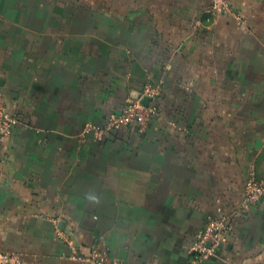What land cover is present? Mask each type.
Returning <instances> with one entry per match:
<instances>
[{
  "label": "crops",
  "instance_id": "crops-1",
  "mask_svg": "<svg viewBox=\"0 0 264 264\" xmlns=\"http://www.w3.org/2000/svg\"><path fill=\"white\" fill-rule=\"evenodd\" d=\"M231 1L243 22L211 0H0L1 98L18 120L0 132V254L87 264L74 254L103 240L123 264H264V202L217 256L190 249L264 179L248 107L264 79L232 81L264 73V0ZM150 83L149 125L110 127Z\"/></svg>",
  "mask_w": 264,
  "mask_h": 264
},
{
  "label": "built area",
  "instance_id": "built-area-1",
  "mask_svg": "<svg viewBox=\"0 0 264 264\" xmlns=\"http://www.w3.org/2000/svg\"><path fill=\"white\" fill-rule=\"evenodd\" d=\"M208 13L218 18L228 15L238 22H243L242 14L233 6L231 0H211ZM160 94V87L156 84H147L143 89L142 96L138 99H129L126 104L115 113L109 123L110 127L118 125H136L140 129H145L151 118L157 112V105L154 100ZM146 96L151 98L150 103L143 102ZM17 119L7 112L2 103L0 91V132L10 133ZM90 129H95L101 133V128L89 125ZM264 202V179H257L251 176L245 184L243 198L237 210L232 214H223L211 217L205 227L198 233L196 240L191 246V252L196 262L209 260L218 255L219 251L226 244L233 231V220L237 215L244 213L252 207ZM75 257L83 259L87 264H123L103 241L98 240L92 246L91 252L84 257L75 253ZM22 256L16 252L4 251L0 254V264H22Z\"/></svg>",
  "mask_w": 264,
  "mask_h": 264
},
{
  "label": "rangeland",
  "instance_id": "rangeland-1",
  "mask_svg": "<svg viewBox=\"0 0 264 264\" xmlns=\"http://www.w3.org/2000/svg\"><path fill=\"white\" fill-rule=\"evenodd\" d=\"M262 45L263 44H260L259 45V50H261L263 48ZM259 65H261L262 66V69H264V66H263L264 63L262 61L260 62V60H259ZM259 69L262 70L260 66H259ZM246 76H247V79L249 80V82H251V83L253 81L256 83V82H259V80L264 79V73L263 74L256 73L255 78H254L255 80H252L251 78H253L254 73H248V74L247 73H243V74H239V72H238V74H236V73L233 74L232 81H233L234 84H236L238 82H241V80H242L241 77H243V79H244ZM239 91H241V90L232 89L233 94H237ZM251 91L256 92V95L257 96H262V95L264 96V90H262L260 93H259V89L258 88L254 89V90H251ZM242 107L244 108V106H242ZM248 107H251L252 108L251 113L259 112V115H262L263 118H264V104H260V105L255 104V105L248 106ZM254 110L256 112H254ZM261 126L264 127V123H261ZM258 164H262V166H263V168H262L263 169V175H264V147H263V150H262V152H261V154L259 156V162H258Z\"/></svg>",
  "mask_w": 264,
  "mask_h": 264
},
{
  "label": "water",
  "instance_id": "water-1",
  "mask_svg": "<svg viewBox=\"0 0 264 264\" xmlns=\"http://www.w3.org/2000/svg\"><path fill=\"white\" fill-rule=\"evenodd\" d=\"M151 101V98L150 97H148V96H146L145 98H143V102L144 103H146V104H148L149 102Z\"/></svg>",
  "mask_w": 264,
  "mask_h": 264
}]
</instances>
